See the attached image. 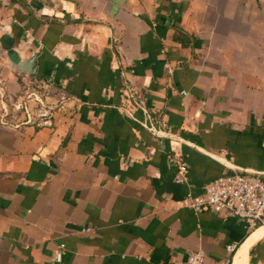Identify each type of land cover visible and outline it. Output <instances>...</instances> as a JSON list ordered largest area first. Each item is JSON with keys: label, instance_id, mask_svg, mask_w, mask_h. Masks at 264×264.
<instances>
[{"label": "crops", "instance_id": "crops-1", "mask_svg": "<svg viewBox=\"0 0 264 264\" xmlns=\"http://www.w3.org/2000/svg\"><path fill=\"white\" fill-rule=\"evenodd\" d=\"M238 170L264 180V0H0V264H264V223L183 203Z\"/></svg>", "mask_w": 264, "mask_h": 264}, {"label": "built area", "instance_id": "built-area-1", "mask_svg": "<svg viewBox=\"0 0 264 264\" xmlns=\"http://www.w3.org/2000/svg\"><path fill=\"white\" fill-rule=\"evenodd\" d=\"M41 115H46V112H40L38 116ZM175 163V180H187L186 162L178 156ZM183 203L197 212L213 211L235 216L254 227L264 223V180L259 173L248 170L225 172L207 182L195 194L189 191ZM232 249L231 246L230 250ZM57 257H60V252ZM230 258L213 264H230ZM187 261L191 264H205L201 251L189 252Z\"/></svg>", "mask_w": 264, "mask_h": 264}, {"label": "water", "instance_id": "water-1", "mask_svg": "<svg viewBox=\"0 0 264 264\" xmlns=\"http://www.w3.org/2000/svg\"><path fill=\"white\" fill-rule=\"evenodd\" d=\"M10 59L17 66L18 70L34 72L35 68L32 66L33 64V55L28 60H21L15 52H10Z\"/></svg>", "mask_w": 264, "mask_h": 264}, {"label": "rangeland", "instance_id": "rangeland-1", "mask_svg": "<svg viewBox=\"0 0 264 264\" xmlns=\"http://www.w3.org/2000/svg\"><path fill=\"white\" fill-rule=\"evenodd\" d=\"M36 119L38 120V117H36Z\"/></svg>", "mask_w": 264, "mask_h": 264}, {"label": "bare ground", "instance_id": "bare-ground-1", "mask_svg": "<svg viewBox=\"0 0 264 264\" xmlns=\"http://www.w3.org/2000/svg\"><path fill=\"white\" fill-rule=\"evenodd\" d=\"M249 243V242H248ZM246 244V243H245Z\"/></svg>", "mask_w": 264, "mask_h": 264}]
</instances>
